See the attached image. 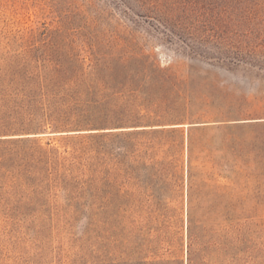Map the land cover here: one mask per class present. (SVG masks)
I'll return each mask as SVG.
<instances>
[{
	"label": "rangeland",
	"instance_id": "1",
	"mask_svg": "<svg viewBox=\"0 0 264 264\" xmlns=\"http://www.w3.org/2000/svg\"><path fill=\"white\" fill-rule=\"evenodd\" d=\"M118 9L115 0H0V68L16 56L47 52L49 36L39 29L65 17L69 29L61 38L83 55L90 57V45H125L123 38L132 34L161 68L183 82L172 111L164 105L152 114L157 123L119 124L112 118V127L104 129L55 131L49 126L27 135L44 149L58 150L66 160L61 174L91 188L76 200L77 193L55 188L1 190L0 264H145L162 259L187 264L190 158L211 162L205 171L217 186L211 195L215 207L245 213L251 263L264 264V79L191 59L157 23L129 21ZM211 105L242 114L224 123L211 117ZM173 128L179 131L170 132ZM105 133L112 137L87 139ZM190 135L195 147L207 142L212 154L198 147L191 153ZM79 142L86 148L75 156ZM233 147L238 158L231 155ZM156 161L168 164L165 172L150 169ZM161 180L166 190L158 188L164 187Z\"/></svg>",
	"mask_w": 264,
	"mask_h": 264
},
{
	"label": "trees",
	"instance_id": "2",
	"mask_svg": "<svg viewBox=\"0 0 264 264\" xmlns=\"http://www.w3.org/2000/svg\"><path fill=\"white\" fill-rule=\"evenodd\" d=\"M115 1L124 18L157 23L170 42L179 44L191 59L264 79V0ZM69 22L63 17L56 26H41V33L49 36L44 41L50 47L47 52L38 57L16 56L0 68V191L32 185L36 192L55 188L71 196L77 193L74 200L82 198L86 187H91L60 173L66 160L58 150L44 149L26 136L45 132L49 126L55 131L104 129L112 127V118L119 124H154L159 121L152 114L164 105L172 111L174 99L180 97L183 82L170 69L161 68L134 35L129 34L123 38L125 45L118 43L113 49L90 45L87 57L61 38L67 34ZM211 106V117L224 123L242 114L236 108ZM178 131L173 128L170 132ZM105 134L87 139L112 137ZM16 135L24 137L3 138ZM189 141L191 153L200 148L191 135ZM85 148L83 142L74 145V155ZM230 151L238 158L234 147ZM200 152L212 154L207 142ZM195 162L190 158L187 174V264H252L245 213L215 207L211 195L217 186L210 183L213 175L205 171L211 162ZM167 165L156 161L150 169L159 174ZM161 182L164 187L158 188L164 190L166 181ZM172 263L162 259L145 264Z\"/></svg>",
	"mask_w": 264,
	"mask_h": 264
}]
</instances>
